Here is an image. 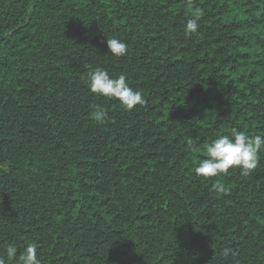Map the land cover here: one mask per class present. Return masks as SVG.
Returning <instances> with one entry per match:
<instances>
[{
    "label": "trees",
    "instance_id": "trees-1",
    "mask_svg": "<svg viewBox=\"0 0 264 264\" xmlns=\"http://www.w3.org/2000/svg\"><path fill=\"white\" fill-rule=\"evenodd\" d=\"M97 67L145 104L92 93ZM232 128L264 136V0H0V257L264 264V147L247 175L194 173Z\"/></svg>",
    "mask_w": 264,
    "mask_h": 264
},
{
    "label": "clouds",
    "instance_id": "clouds-1",
    "mask_svg": "<svg viewBox=\"0 0 264 264\" xmlns=\"http://www.w3.org/2000/svg\"><path fill=\"white\" fill-rule=\"evenodd\" d=\"M202 15L201 9L193 12V18L188 19L185 31L189 34L198 30V23ZM108 52L116 57L127 54L128 46L125 42L115 37L106 39ZM91 68V66H89ZM89 90L97 96L116 98L126 110H132L137 105L145 104L143 93L134 90L129 86L125 75L111 77L102 68H95L91 71L87 80ZM92 117L95 121L103 123L106 119V112L103 106H92ZM231 135H220L212 140L206 147L207 158L199 160L194 168L197 176L209 178L222 174H227L229 169L239 168L243 174L247 175L254 170L258 164V154L264 147V136H249L244 131L237 128L230 130ZM8 254L15 257V252L9 248ZM222 255L227 258L235 256L236 253L231 248H224ZM0 264H5V259L0 257ZM19 264H41L37 256V249L29 244L19 257Z\"/></svg>",
    "mask_w": 264,
    "mask_h": 264
}]
</instances>
